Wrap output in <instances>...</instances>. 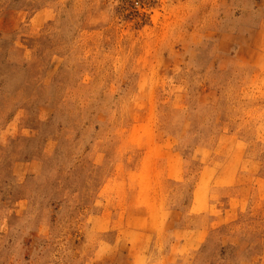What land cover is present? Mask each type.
Instances as JSON below:
<instances>
[{
    "label": "rangeland",
    "instance_id": "1",
    "mask_svg": "<svg viewBox=\"0 0 264 264\" xmlns=\"http://www.w3.org/2000/svg\"><path fill=\"white\" fill-rule=\"evenodd\" d=\"M0 264H264V0H0Z\"/></svg>",
    "mask_w": 264,
    "mask_h": 264
},
{
    "label": "crops",
    "instance_id": "2",
    "mask_svg": "<svg viewBox=\"0 0 264 264\" xmlns=\"http://www.w3.org/2000/svg\"><path fill=\"white\" fill-rule=\"evenodd\" d=\"M192 232H195V230L194 231H192ZM186 243H188V242H186ZM186 243L184 242V243H182V245L181 246H184V245H186Z\"/></svg>",
    "mask_w": 264,
    "mask_h": 264
}]
</instances>
